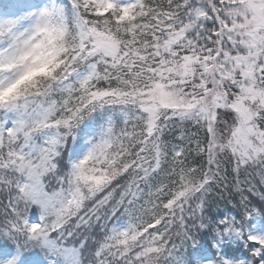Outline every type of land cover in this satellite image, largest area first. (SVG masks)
<instances>
[{"label": "snow or ice", "instance_id": "snow-or-ice-1", "mask_svg": "<svg viewBox=\"0 0 264 264\" xmlns=\"http://www.w3.org/2000/svg\"><path fill=\"white\" fill-rule=\"evenodd\" d=\"M242 174L264 185V0L0 5V264H264Z\"/></svg>", "mask_w": 264, "mask_h": 264}, {"label": "trees", "instance_id": "trees-1", "mask_svg": "<svg viewBox=\"0 0 264 264\" xmlns=\"http://www.w3.org/2000/svg\"><path fill=\"white\" fill-rule=\"evenodd\" d=\"M9 3V1L7 0H0V5H4ZM241 181L244 180H250L252 182V184H254L256 186L257 191H261L264 190V185L261 184L260 181V177L258 175H253V176H249L246 177L245 175H241L240 177ZM242 187H244L245 189L247 187H249L248 184H242ZM245 195H249V198L253 201V204L256 206H259V196H252L249 193L245 192ZM224 198L220 199V198H216L213 200V204H212V210L215 212L217 210L219 211H236V205L238 204L239 200H240V195L238 193L235 192V190H233L231 187H229L228 190L224 191L223 194ZM177 244H179V240H177ZM38 253L40 254L41 252H39V250L37 249ZM30 254V253H29Z\"/></svg>", "mask_w": 264, "mask_h": 264}, {"label": "rangeland", "instance_id": "rangeland-1", "mask_svg": "<svg viewBox=\"0 0 264 264\" xmlns=\"http://www.w3.org/2000/svg\"><path fill=\"white\" fill-rule=\"evenodd\" d=\"M7 1H9V0H7ZM32 253H30L29 255H31ZM35 255L36 256H38V257H40V258H42L43 257V253H38V251L37 250H35Z\"/></svg>", "mask_w": 264, "mask_h": 264}]
</instances>
